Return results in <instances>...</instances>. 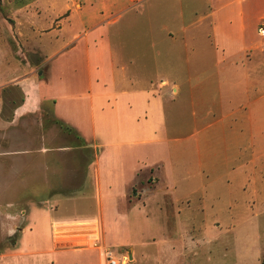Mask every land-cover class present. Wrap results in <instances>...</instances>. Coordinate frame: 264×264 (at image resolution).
I'll list each match as a JSON object with an SVG mask.
<instances>
[{
  "label": "crops",
  "instance_id": "0c3cea01",
  "mask_svg": "<svg viewBox=\"0 0 264 264\" xmlns=\"http://www.w3.org/2000/svg\"><path fill=\"white\" fill-rule=\"evenodd\" d=\"M80 1L44 33L45 79L22 78L0 119V242L16 236L0 264H104L114 247L135 262L128 226L149 215L192 253L241 210L258 219L264 0H154L132 33L120 23L148 0Z\"/></svg>",
  "mask_w": 264,
  "mask_h": 264
},
{
  "label": "rangeland",
  "instance_id": "374dc122",
  "mask_svg": "<svg viewBox=\"0 0 264 264\" xmlns=\"http://www.w3.org/2000/svg\"><path fill=\"white\" fill-rule=\"evenodd\" d=\"M80 2V0H0L1 120L9 122L12 110L23 100L19 85L22 78L33 75L35 78L45 79V67L42 65L44 33L55 28L60 19L65 17V15L60 17L63 11L77 8ZM134 8L136 12L130 11L120 23L124 30L128 28L127 32L130 33L135 32V29L137 31L146 20L155 19L154 0L137 3ZM49 107L48 104L44 106L47 117ZM47 120L48 124L43 123V130L55 134L53 125ZM29 126L32 128L34 124L30 123ZM59 133L62 132L59 130ZM185 134L184 126L179 135L185 137ZM71 138L67 136L69 143ZM147 211L149 214L157 210L150 208ZM246 211L241 210L244 216L241 222L238 220L237 224L224 226L218 240L211 241L210 247L199 248L193 253L189 246L185 251L182 250L184 244L185 247L187 245V242L183 243L180 238L185 230L182 229L179 233L176 225L166 226L165 219L158 215H149L145 220L142 217L138 218L136 224L131 223L128 226L126 237L130 239L138 253L135 262L134 258L129 256L132 255L131 249L114 247L111 250L122 257L121 260L126 264H259L264 259V208L258 209L253 215L258 219L254 220L245 217ZM15 241L16 236L12 240L1 241L0 250ZM202 243L196 241V246L200 247Z\"/></svg>",
  "mask_w": 264,
  "mask_h": 264
},
{
  "label": "built area",
  "instance_id": "2783aa9c",
  "mask_svg": "<svg viewBox=\"0 0 264 264\" xmlns=\"http://www.w3.org/2000/svg\"><path fill=\"white\" fill-rule=\"evenodd\" d=\"M258 34L260 36L264 35V30L262 28H260L258 30ZM117 253L113 250H111V248H105L102 251V258H103V262L104 264H126L125 261H122L121 258L118 255H116ZM124 260V257H123Z\"/></svg>",
  "mask_w": 264,
  "mask_h": 264
},
{
  "label": "trees",
  "instance_id": "16d2710c",
  "mask_svg": "<svg viewBox=\"0 0 264 264\" xmlns=\"http://www.w3.org/2000/svg\"><path fill=\"white\" fill-rule=\"evenodd\" d=\"M259 264H264V259H262Z\"/></svg>",
  "mask_w": 264,
  "mask_h": 264
}]
</instances>
